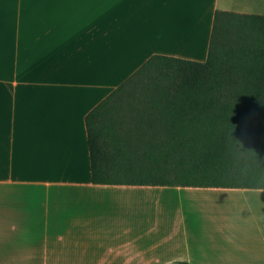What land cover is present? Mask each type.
Masks as SVG:
<instances>
[{"label": "crops", "instance_id": "crops-1", "mask_svg": "<svg viewBox=\"0 0 264 264\" xmlns=\"http://www.w3.org/2000/svg\"><path fill=\"white\" fill-rule=\"evenodd\" d=\"M217 9L264 0H0V264H264V188L92 178L87 114L154 54L206 60Z\"/></svg>", "mask_w": 264, "mask_h": 264}, {"label": "trees", "instance_id": "trees-1", "mask_svg": "<svg viewBox=\"0 0 264 264\" xmlns=\"http://www.w3.org/2000/svg\"><path fill=\"white\" fill-rule=\"evenodd\" d=\"M86 124L96 183L264 188V15L217 9L206 60L152 55Z\"/></svg>", "mask_w": 264, "mask_h": 264}, {"label": "rangeland", "instance_id": "rangeland-1", "mask_svg": "<svg viewBox=\"0 0 264 264\" xmlns=\"http://www.w3.org/2000/svg\"><path fill=\"white\" fill-rule=\"evenodd\" d=\"M212 194H219V195H226L227 193H229L228 191H221V192H210ZM227 198H224L223 200H226Z\"/></svg>", "mask_w": 264, "mask_h": 264}]
</instances>
